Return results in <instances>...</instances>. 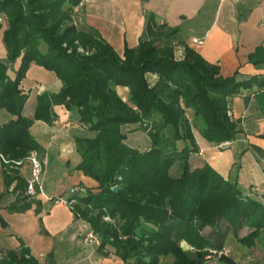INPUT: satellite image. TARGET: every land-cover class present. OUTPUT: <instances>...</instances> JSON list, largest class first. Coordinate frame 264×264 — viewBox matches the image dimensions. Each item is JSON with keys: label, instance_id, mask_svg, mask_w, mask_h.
Segmentation results:
<instances>
[{"label": "trees", "instance_id": "16d2710c", "mask_svg": "<svg viewBox=\"0 0 264 264\" xmlns=\"http://www.w3.org/2000/svg\"><path fill=\"white\" fill-rule=\"evenodd\" d=\"M82 1L0 0V16L7 19L1 34L6 56L0 59V110L13 116L0 125V153L22 160L32 150L40 152L29 126L35 119L51 122L52 105H64L89 133L74 136L81 157L77 170L98 183L97 191L85 188L67 199L75 200L76 218L98 233L104 255L113 254L123 264H203L209 249L221 251L229 232L246 247L256 240L264 245V200L245 194L236 179L207 161L193 169L190 164L191 153L198 151L193 127L209 142H230L238 127L227 116L229 97L252 85L264 87V76L222 77L190 47L183 60L175 59L169 42L155 46L145 40L125 46L120 56L95 28L66 24ZM76 41L91 52L79 53ZM18 59L11 77L8 66ZM32 62L53 72L62 86L59 93L36 96L31 119L23 115L29 95L20 85ZM148 75H155L153 82ZM117 86L127 87L126 101ZM154 116L160 122L151 130ZM128 125L149 130L147 148L129 145L123 130ZM166 128L172 142L163 133ZM254 150L264 157L263 149ZM176 161L181 173L173 178L169 169ZM8 179L19 190L10 209L23 212L31 205L22 196L27 182L17 171ZM103 216L114 223H105ZM0 222L5 224L1 216ZM243 228L248 233L240 237ZM0 254V264H46L22 242ZM166 256L173 260L165 261ZM219 260L237 264L223 254Z\"/></svg>", "mask_w": 264, "mask_h": 264}, {"label": "crops", "instance_id": "0c3cea01", "mask_svg": "<svg viewBox=\"0 0 264 264\" xmlns=\"http://www.w3.org/2000/svg\"><path fill=\"white\" fill-rule=\"evenodd\" d=\"M74 9L78 12L80 28L83 31L95 28L120 56L125 46L135 47L145 40L154 41L155 46L169 42L175 59L183 60L185 48L190 47L216 65L222 77L236 75L242 80L264 76V0H83ZM194 39L201 42L195 43ZM10 67L8 74L12 77ZM33 70L32 79L21 80V88L29 95L23 115L31 119L36 96L43 92L59 93L62 86L55 74L45 79L46 70L34 62L26 73L29 75ZM116 90L119 96H129L127 87L117 86ZM228 100L230 116H227L237 123L236 137L221 142L227 143L224 148L213 147L217 152L210 154L206 147L213 142L202 138L197 147L200 153L205 151L203 159L214 169L229 175L235 167L242 168L236 155L239 157L247 151L253 173L248 190L262 192L260 199L264 200V157L254 150V147L264 150V87L256 84L242 88ZM63 106L52 105L51 122L35 119L29 126L31 136L41 146L40 152L32 150L29 155L37 153L47 164L43 168L41 193L35 197L23 193L31 202L23 212L10 209L19 190L14 191L16 181L11 182L8 177L17 171L27 182L31 171L29 155L22 160H7L0 153V216L5 222L4 225L0 222V249H17L22 242L40 263L123 264L94 253L92 245L83 241L90 229L88 223L76 218L69 205L54 201L58 197L66 200L73 186L92 191H97L98 186L94 179L77 170L81 157L74 136L84 128L77 122L75 113ZM11 118L7 111L0 110V125ZM75 125L79 127L77 131L72 129ZM15 161L21 162L20 166L13 165ZM236 174L233 178L238 184ZM51 175L56 177L54 187L47 188ZM66 192L69 193L65 198Z\"/></svg>", "mask_w": 264, "mask_h": 264}, {"label": "rangeland", "instance_id": "374dc122", "mask_svg": "<svg viewBox=\"0 0 264 264\" xmlns=\"http://www.w3.org/2000/svg\"><path fill=\"white\" fill-rule=\"evenodd\" d=\"M115 5L119 7L118 1H116ZM76 8H78V6ZM81 12L83 13L82 10H80V13ZM66 24L70 25V26L73 25V26H76L77 28L81 29L80 28V20L78 18V12H76L75 9L71 15L70 21L68 20ZM6 25H7L6 16L2 14V16H0V39H1L2 31L4 28H6ZM75 43L77 44V51L79 53H85V55H88V53L91 52L90 48H85L80 43H77V41ZM5 52H6L5 46L1 43V40H0V56H1L0 58L1 59L5 58V56H6ZM18 65H19V60L14 62L12 65H10L11 67L8 66V67H10V74L11 75H13L15 71H17ZM34 72H35V70H33V72H31L29 75H28V73H26L23 81H27V80L32 79ZM45 73H46L45 79H47V77H51L54 75V73L49 71V70H47ZM148 77H149V80L152 82L155 79V77L153 78L151 75H148ZM36 79H39V78H36ZM41 81H44V80H41ZM44 82L46 83V81H44ZM120 97L124 101H126L128 99V95H125V96L120 95ZM187 113H189V111ZM188 119L191 120L192 119L191 116ZM159 122H160V119L158 117L154 116L153 118H151V120L149 122L151 125L150 126L151 130L153 129L154 125L158 124ZM138 126L139 125H132V126L128 125V126L123 127V130L127 133V137H128L127 141L129 143V145H137V146L145 149V148H147V146L149 145V142H150L149 141V135H148L149 130L144 129L143 127H138ZM72 129H73V131H75V130L77 131L79 129V127H78V125L77 126L75 125ZM163 131H164L163 133L166 136L167 140L169 142H172L171 128H166ZM81 133L89 135V133H87L86 129H82ZM193 134H194L196 146H198L199 145L198 140L200 141L202 139V137L199 133L198 126L193 127ZM178 144H179V146H182L183 143L179 142ZM207 146L208 147H206V149H209V150L206 152H209V154H210L212 152H217V150L216 151L213 150V147H216V149H217V147L219 149L224 148L225 146H227V143L214 144V142H213L212 145L209 144ZM199 149L200 148H198V151H199L198 154H195L194 152H192L190 155V164H191L192 169L195 167H202L204 162H205V159H203V155L205 154L204 153L205 151L200 153ZM210 157H212V155ZM235 159H237L240 162V166L242 168L235 167L231 171L232 175H229V176H231V178H233V177H235L233 175H235V173H237L236 177L239 178V183H238L239 188L245 194L249 193L253 196L261 198L262 192L259 193V192L254 191V190L253 191L248 190L250 187L249 183H250V181H252V178H253V173H252L250 165H249L250 154L247 153V151H246L244 153H241L239 157H238V155H236ZM44 168H45V166H44ZM180 173H181L180 161H176V163L174 165H171V167L169 169V174L171 176H173V178H176V176H179ZM28 174H30V172H28ZM42 175H43V171L40 174L41 183H42ZM55 178H56L55 175H51V179L49 178L50 181L49 182L47 181V184H46L47 188H50V187L53 188L54 187V183L56 180ZM68 193L69 192H66V194L64 195L65 198L68 196ZM102 219L107 224L108 223H114V220L112 218H110L109 216H103ZM89 227H90V225H89ZM88 231H92V233L94 235H96V237H97L96 243L92 244V248H93L94 253H96L99 257H106L109 259L111 258L113 260H120L121 261V259L117 258L113 254H110L109 256L104 255L105 250H102V251L98 250L99 244L101 242L98 233L94 232L91 229V227ZM209 232H210V228H207L203 231V234L207 235V233H209ZM247 233H248V230L243 228L239 231V236L240 237L243 235L245 236ZM180 245L183 246L185 249L189 248V246L186 244L185 241H181ZM223 248L227 252L226 254L223 253V255L231 257L235 262H237V264H264V245L261 242H259V240L255 241V245L246 247L245 245L241 244L240 242H237L236 239L231 235V232H229ZM110 250H112V249H110ZM189 250H191V249L189 248ZM220 256H222V255H219V252H217V250L209 249L208 255L205 257L203 264H224L223 261L221 262L219 260ZM164 260L171 262L173 260V258H172V256H166V258ZM46 263H48V262H46Z\"/></svg>", "mask_w": 264, "mask_h": 264}, {"label": "built area", "instance_id": "2783aa9c", "mask_svg": "<svg viewBox=\"0 0 264 264\" xmlns=\"http://www.w3.org/2000/svg\"><path fill=\"white\" fill-rule=\"evenodd\" d=\"M195 43H199L201 42L200 40H193ZM227 115L230 116V112H227ZM187 119L190 118V114L187 113ZM28 160H29V164H31V171H30V177H28V180H27V185H26V194L30 197H35L36 194L38 192L41 193V188H42V183H41V180H40V174L41 172L43 171V168H44V165L46 164V161L45 160H42L38 157L37 153H33L31 152V154L29 155L28 157ZM21 162L19 161H15L13 165H19L20 166ZM71 192L72 193H76V194H80V193H84L85 192V188L84 187H81V186H73L71 188ZM48 199V197H47ZM49 201H52V199H48ZM55 202H62V204H67L69 205L71 208H72V205L74 204L75 200L74 199H71V200H63L62 197H58L54 200ZM96 240H97V237L96 235H94L92 233V231H88L84 238H83V241L86 243V244H94L96 243ZM226 254V250L224 248H222L221 251H219V255H222V254Z\"/></svg>", "mask_w": 264, "mask_h": 264}, {"label": "water", "instance_id": "95a60500", "mask_svg": "<svg viewBox=\"0 0 264 264\" xmlns=\"http://www.w3.org/2000/svg\"><path fill=\"white\" fill-rule=\"evenodd\" d=\"M112 189H113L114 191H117V190H118L117 186H114Z\"/></svg>", "mask_w": 264, "mask_h": 264}]
</instances>
